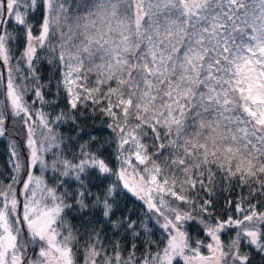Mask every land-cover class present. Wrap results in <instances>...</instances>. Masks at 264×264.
<instances>
[{"label":"snow or ice","instance_id":"snow-or-ice-1","mask_svg":"<svg viewBox=\"0 0 264 264\" xmlns=\"http://www.w3.org/2000/svg\"><path fill=\"white\" fill-rule=\"evenodd\" d=\"M66 2L0 0V137L9 126L24 137L23 150L10 141L8 170H0V264H78L81 251L83 264H250L242 247L264 256V0H81L78 12ZM33 14L42 16L38 26ZM9 25L26 40L18 57ZM39 49L56 54V87L70 110L91 105L110 121L118 168L85 144L72 160L64 155L53 125L76 118L44 111L50 102L37 73ZM49 167L74 177L77 190L48 186ZM89 170L116 179L93 192ZM221 181L222 191L247 190L226 201L236 213L227 219L213 210ZM127 193L166 234L163 248L143 218L129 212L110 220ZM69 198L80 211L90 198L130 236L127 251L101 231L74 229ZM190 221L207 243L189 233ZM227 231L235 236L225 244Z\"/></svg>","mask_w":264,"mask_h":264},{"label":"trees","instance_id":"trees-1","mask_svg":"<svg viewBox=\"0 0 264 264\" xmlns=\"http://www.w3.org/2000/svg\"><path fill=\"white\" fill-rule=\"evenodd\" d=\"M81 0H67L66 7L70 11L78 12L80 9L78 5ZM91 0H89V3ZM42 16L33 14V23L38 26ZM9 30L14 31L17 39L12 41L15 45L14 56H19L20 53L24 50L26 40L23 35L22 29L9 25ZM38 34V33H34ZM53 43H56L54 40ZM39 55L42 57L37 63V73L40 77V83L48 85L44 91V99L48 103L44 106V111L50 114V118L55 117L60 114L61 111L68 113L71 116H75V120L65 117L63 122H57V125H53L56 128L57 132L63 137V143L61 144V149L63 150L64 155L72 160L73 154H79L80 145L85 144L87 150L97 151L101 149L103 157L107 158L110 163V166L113 168H118L119 164L114 155L116 151V144L114 142V137L112 131L107 127L110 122L105 116L101 115L99 111L93 113L91 105L87 109L80 108L77 111H71L68 105L67 97L64 91L61 89L57 91V82L61 80L62 69L61 66L55 62L56 54H49L44 49L38 50ZM53 61L50 63L49 61ZM15 63V61H13ZM92 80L95 79V75L91 77ZM2 86V84H0ZM33 93H28L26 99L29 103H32ZM35 107L40 108L41 104L37 103ZM15 140L18 144L20 150L24 148V137L21 134V130H13L9 126L8 134L4 137H0V170L7 171L9 159V147L10 141ZM148 143L149 141H145ZM53 151H56L54 149ZM167 154V153H165ZM54 159L52 153H46V160L51 164V161ZM78 162V161H74ZM36 174L39 175V170H35ZM82 179H85V174H81ZM45 182L48 186H55L58 189V192L68 191L73 193L78 188V182L72 176H60V174L54 171L51 167L44 173ZM116 177L113 176L111 179H102L97 176L95 170H89L87 173L86 180L88 186L93 192L100 191L105 185L110 184L112 180H115ZM60 181H63L61 186ZM225 187L224 183L221 181L219 188L212 197L213 199V210L216 216L221 217L222 219H227L229 215L235 216L234 204L229 207L226 203L227 200L231 199L236 201L237 197L240 195H247V190H242L240 188H233L230 191H222ZM194 195V193H193ZM200 195L207 199L203 191L200 192ZM67 203L73 204V209L67 210L66 219L72 224L74 229H79V232L82 233L85 228L96 229L101 231L104 241L119 240L122 245L125 247V251L130 247V236H125L123 234V229L114 228L111 222H106L103 216L101 215L100 209H93L91 207L92 200L90 198L85 200V203L89 205L88 208L80 211L78 206L75 205V201L71 198L67 200ZM122 211L116 212L115 215L111 216V221H117L121 218L122 214L131 213V218L136 220L138 218H143L144 221L148 224V227L151 229L150 238L155 241H160V247L163 248L166 243V234L163 230L155 224V220H148V217L145 215L147 208L144 202L139 200L137 197L131 193H127L121 199ZM264 210V209H262ZM188 231L189 233L196 238L204 239L205 242H208L209 238H206L203 228H201L196 221L188 222ZM141 237L136 240V244L139 248L137 255H139L144 250L143 240L145 239V234L141 229ZM79 235V233H78ZM235 236V231H227L221 233V239L227 244L230 241V238ZM83 239H81V244ZM152 250L156 251L155 246H152ZM242 251L251 253V262L250 264H264V256L259 254L256 250L251 247H242ZM78 264H83V254L78 257ZM173 264H183V261L177 258Z\"/></svg>","mask_w":264,"mask_h":264},{"label":"rangeland","instance_id":"rangeland-1","mask_svg":"<svg viewBox=\"0 0 264 264\" xmlns=\"http://www.w3.org/2000/svg\"><path fill=\"white\" fill-rule=\"evenodd\" d=\"M61 78H62V73H61ZM133 195V194H132ZM143 202V201H142ZM181 260V259H180Z\"/></svg>","mask_w":264,"mask_h":264}]
</instances>
